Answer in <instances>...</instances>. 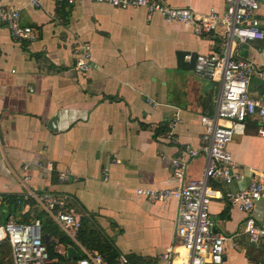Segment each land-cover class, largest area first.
Returning <instances> with one entry per match:
<instances>
[{"label":"crops","instance_id":"0c3cea01","mask_svg":"<svg viewBox=\"0 0 264 264\" xmlns=\"http://www.w3.org/2000/svg\"><path fill=\"white\" fill-rule=\"evenodd\" d=\"M163 1L198 14L225 10V0ZM0 6L17 8L20 23L33 35L16 40L0 25L1 219L32 220L38 205L23 200L30 192L68 194L70 209L81 221L91 218L114 238L118 260L184 264L187 252L180 246L163 258L176 244L178 200L151 202L137 190L175 185L172 159L188 148L200 149L201 118L216 114L221 84L198 75L185 55L221 54L223 38L198 35L190 24L149 15L142 7L52 0H42L39 7L30 0H0ZM257 15L264 27V4ZM84 42L91 44L92 59L82 73L74 48ZM232 57L264 68V41L237 44ZM249 92L261 98L256 75ZM177 115L182 122L169 137L168 123ZM258 128L257 118L250 117L244 134L227 146L235 176L212 181L224 194L211 203L216 231L227 237L222 264L264 261V241L251 243L243 230L248 213L226 197L248 188L264 168ZM207 164L201 152L191 157L185 180L202 178ZM63 172L69 179H62ZM251 216L264 224V192ZM73 241L76 246L68 247L80 254L87 250ZM68 247L56 248L70 259L64 264H77L79 258L68 257Z\"/></svg>","mask_w":264,"mask_h":264},{"label":"built area","instance_id":"2783aa9c","mask_svg":"<svg viewBox=\"0 0 264 264\" xmlns=\"http://www.w3.org/2000/svg\"><path fill=\"white\" fill-rule=\"evenodd\" d=\"M35 7L42 0H30ZM75 6L90 1L109 4L116 8H145L149 15L159 14L169 22L190 24L198 35L219 34L223 38L221 54H186L185 59L194 61V70L221 84V96L217 112L213 117L202 116L204 128L200 149L188 148L171 161L172 179L175 185L163 189L141 188L139 195L151 202H165L175 198L179 203L177 218L176 244L163 256L169 259L176 246L187 252L184 264H222L225 253L226 235L216 231V219L211 212L214 199L223 198L221 189L212 185V181L231 180L235 174L234 159L227 146L235 135L244 134L250 117L258 120V133L264 137V68H257L251 60L235 59L233 49L237 44L264 41V27L257 15L264 0H225V10L198 14L189 7H173L163 0H52ZM0 25H6L13 38L25 40L32 38V28L20 23V13L14 6H0ZM76 69L85 73L92 59L91 44L84 42L74 48ZM253 75L261 80V98L253 97L249 92V83ZM182 122L179 115L168 123L167 136L173 133ZM203 153L208 159L204 175L200 179L185 180L191 157ZM105 179L108 174L104 172ZM62 179L69 176L61 173ZM264 192V168L258 178H254L248 188L237 192H228L226 197L232 205L248 213L243 230L249 241L254 244L264 241V224L257 223L251 211L261 200ZM36 201L41 210L46 211L59 226L76 240L81 228V220L70 209L71 198L68 194H56L43 190L30 192L23 197L24 202ZM27 207L29 205L27 204ZM42 221L34 213L29 222H19L10 218L0 223V245L8 243L11 248V264H48L50 262L47 242L42 234ZM77 264H109L97 251H84ZM117 264H128L121 257ZM150 264H157L152 261ZM264 264V261L256 263Z\"/></svg>","mask_w":264,"mask_h":264},{"label":"trees","instance_id":"16d2710c","mask_svg":"<svg viewBox=\"0 0 264 264\" xmlns=\"http://www.w3.org/2000/svg\"><path fill=\"white\" fill-rule=\"evenodd\" d=\"M37 216L42 221L41 229L44 239L46 237H54L53 240L47 242L50 258L48 264H64V262L70 259L58 251L57 245L68 247L69 245L76 246V243L46 211L41 210L37 213ZM30 220V218H26L25 221L29 222ZM5 221L6 219L4 220L0 217V223H4ZM96 223L95 221L92 223L91 218H82L81 228L76 237L77 241L87 250L99 252L109 264H117L120 253L115 245L114 238L106 234ZM10 253L9 244L2 243L0 245V264H9ZM81 254L84 255V252Z\"/></svg>","mask_w":264,"mask_h":264},{"label":"water","instance_id":"95a60500","mask_svg":"<svg viewBox=\"0 0 264 264\" xmlns=\"http://www.w3.org/2000/svg\"><path fill=\"white\" fill-rule=\"evenodd\" d=\"M67 254H68V257L72 259H78L81 257V254L73 246L68 247Z\"/></svg>","mask_w":264,"mask_h":264},{"label":"rangeland","instance_id":"374dc122","mask_svg":"<svg viewBox=\"0 0 264 264\" xmlns=\"http://www.w3.org/2000/svg\"><path fill=\"white\" fill-rule=\"evenodd\" d=\"M36 211H37V212H40V211H41V208L37 206ZM4 217H7V215H4ZM8 263L11 264L10 260H9Z\"/></svg>","mask_w":264,"mask_h":264}]
</instances>
